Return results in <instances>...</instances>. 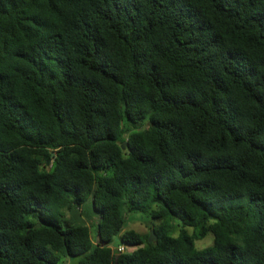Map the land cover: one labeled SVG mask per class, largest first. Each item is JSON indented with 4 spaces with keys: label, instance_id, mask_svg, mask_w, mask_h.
I'll use <instances>...</instances> for the list:
<instances>
[{
    "label": "trees",
    "instance_id": "trees-1",
    "mask_svg": "<svg viewBox=\"0 0 264 264\" xmlns=\"http://www.w3.org/2000/svg\"><path fill=\"white\" fill-rule=\"evenodd\" d=\"M65 258L264 264V0H0V264Z\"/></svg>",
    "mask_w": 264,
    "mask_h": 264
},
{
    "label": "rangeland",
    "instance_id": "rangeland-1",
    "mask_svg": "<svg viewBox=\"0 0 264 264\" xmlns=\"http://www.w3.org/2000/svg\"><path fill=\"white\" fill-rule=\"evenodd\" d=\"M79 206V205H78ZM77 216L80 217L82 221H84L89 226V233L92 238H95L97 235V224H98V213H96L92 209V204L89 198H87L85 201L81 203L79 207H77ZM131 216L137 217L135 219H131L127 223L128 228H132L136 230L139 233H146L150 228V224L148 221H152L155 224H158L159 220H154L150 217V215L147 212H137L132 213ZM179 226L177 227V230L173 233L174 235L177 233L178 229L180 228V220L175 219L174 221ZM190 231V229H189ZM212 234L208 233L203 239H199L196 241V247L197 248H203L212 242ZM119 242V235H116L113 237L111 241V246L115 245ZM77 259V258H76ZM72 261L68 258L64 259V264H71Z\"/></svg>",
    "mask_w": 264,
    "mask_h": 264
},
{
    "label": "water",
    "instance_id": "water-1",
    "mask_svg": "<svg viewBox=\"0 0 264 264\" xmlns=\"http://www.w3.org/2000/svg\"><path fill=\"white\" fill-rule=\"evenodd\" d=\"M121 147L124 149L125 148V142L121 144ZM54 155V151L51 152V156ZM51 160V157L49 159H47L46 163L48 164ZM40 223H37L36 226H39ZM155 237L153 231L151 230L150 231V234H149V237H148V240L151 241L153 238Z\"/></svg>",
    "mask_w": 264,
    "mask_h": 264
},
{
    "label": "built area",
    "instance_id": "built-area-1",
    "mask_svg": "<svg viewBox=\"0 0 264 264\" xmlns=\"http://www.w3.org/2000/svg\"><path fill=\"white\" fill-rule=\"evenodd\" d=\"M124 248H125V247H124V244H120V245L116 246V248L114 249L115 254H116V253H119V252H121V251H123Z\"/></svg>",
    "mask_w": 264,
    "mask_h": 264
}]
</instances>
